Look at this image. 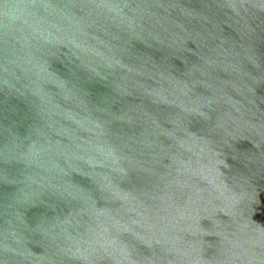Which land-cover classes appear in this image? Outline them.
<instances>
[{
	"label": "water",
	"instance_id": "obj_1",
	"mask_svg": "<svg viewBox=\"0 0 264 264\" xmlns=\"http://www.w3.org/2000/svg\"><path fill=\"white\" fill-rule=\"evenodd\" d=\"M0 264H264V0H0Z\"/></svg>",
	"mask_w": 264,
	"mask_h": 264
}]
</instances>
